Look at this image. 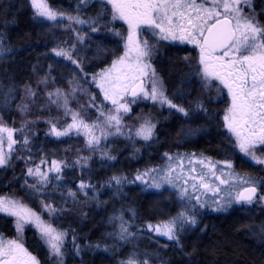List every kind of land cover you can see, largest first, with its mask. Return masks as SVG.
Wrapping results in <instances>:
<instances>
[{
	"label": "snow or ice",
	"instance_id": "1",
	"mask_svg": "<svg viewBox=\"0 0 264 264\" xmlns=\"http://www.w3.org/2000/svg\"><path fill=\"white\" fill-rule=\"evenodd\" d=\"M91 2L92 0H80V4L85 6ZM98 2L102 6L101 14L89 22L81 19L79 15H71L54 8L49 0H30V5L34 9L33 18L41 23L52 22L56 27H60L63 21H68L80 25L88 24L90 32H100L98 24L105 5L110 6L107 10L112 20H122L128 26V35L124 38V54L118 56L110 67L90 77L84 72L80 61L73 56L76 44L65 42L63 46L57 45L52 49L56 57L76 65L81 78L86 82L90 79L95 83L101 90L104 100L110 101L113 107L105 113L103 106L97 105L96 97L90 95V106L97 108L99 116L89 123L82 117L81 112L73 111L69 107V97L75 96L77 88L74 87L71 93H65L60 89L46 92L48 105L63 108L65 116H70L71 120L70 123L65 122L59 127V121L48 120L47 136L59 139L70 136L73 132L77 135L83 134L86 137V145L93 151L102 140L112 135L127 134L129 139L139 137L145 142L152 141L156 125L151 119L138 117L137 119H143V122L134 131L122 123L123 117L131 113L130 104H135L137 99L152 101L184 117H190L195 112L208 113L203 103L198 102L195 109L190 110L169 98L162 79L151 64L156 52L155 44H150L148 38L141 34L143 29L150 31L160 40L191 44L199 49L196 75L204 81L205 86L215 80L227 90L229 104L222 119L232 148L255 165L264 167V23L257 18L252 0H98ZM79 8L78 4L77 10ZM114 34L120 35L119 32ZM75 36L76 41L82 43L88 33L82 35L80 31H75ZM2 43L0 39V55L4 51ZM187 59L185 57V60ZM41 83H47V80ZM26 96L34 99L37 93L29 86L26 88ZM128 96L132 99L124 101ZM20 110L27 112V105H21ZM31 123L28 121L20 128L9 127L0 116V169L11 167L14 157L23 159L26 163L32 162L31 155L26 157L19 155L22 150L31 152L29 147L31 143L29 134H33L29 127ZM17 133L20 134L18 138ZM163 156L165 163L158 168L137 171L131 180L125 176H113L109 182L110 185H116L117 192L121 191L125 183L137 181L144 185L145 189L176 190L175 195L184 202V210L166 221L146 223L143 226L144 230L154 233L157 237H165L179 246L180 234L186 227L196 225L198 208H210L219 212L227 211L233 204H264V191H261L264 188V180L236 172L231 159L216 161L196 153L175 155L164 153ZM103 158L116 159L107 153L103 154ZM87 159L81 157L73 162V166L79 164L84 168L87 166ZM68 166V162L65 161L41 159L34 167H26L23 187L30 190V195L42 194L49 185L63 180L64 170ZM29 177L32 178V183L28 182ZM78 190L87 197L89 190L95 192V186L81 181ZM209 193L212 197L210 201L202 199V196H208ZM67 195L75 197L76 192L68 191ZM40 207L50 216L62 211L46 200L40 202ZM0 214L14 218L17 233H22L25 225H32L37 230L49 257L54 259L55 264H63L67 231L46 222L41 214L19 199L0 197ZM135 215L133 211L132 216ZM110 219L119 221L117 231L109 233L110 236L122 242H131L136 237V232L130 230L132 225L124 220L123 215ZM140 230L138 227L137 231ZM261 232L264 233V228ZM75 239L73 235L74 246ZM75 247L79 254V247ZM95 247L99 248L100 245L97 244ZM104 250L107 251V248ZM0 264H40V261L24 247L19 238L5 239L0 234ZM121 264H148V260L138 261L135 257H130L121 261Z\"/></svg>",
	"mask_w": 264,
	"mask_h": 264
},
{
	"label": "trees",
	"instance_id": "2",
	"mask_svg": "<svg viewBox=\"0 0 264 264\" xmlns=\"http://www.w3.org/2000/svg\"><path fill=\"white\" fill-rule=\"evenodd\" d=\"M49 1L56 6L73 4V0ZM259 3L257 1V10L261 14V21L264 22V4ZM107 9L109 7L105 5L98 24L101 31L97 32L93 39L88 38L85 42L79 43L75 40V33L62 32L68 37H74L73 43L79 47V53L73 55L80 61L89 77L105 69L118 51L111 40V14ZM77 11L91 22L101 14L102 6L98 0H92L87 6L82 4ZM16 22L17 26L13 30L12 25ZM54 38V29L40 25L23 0H0V39L4 50L2 55L12 61L8 70L0 64V78L6 79L0 83V116L4 122L17 128L31 121L29 127L33 134H29L31 141L29 147L41 146L39 150L44 151L46 148L49 154L53 152L54 146L56 155L69 165L67 170H64L65 177L61 183L54 184L55 189L51 188L59 196L64 193L61 200L53 201L54 207L62 211L52 215L55 226L68 233L64 242L63 264H121V261L128 257L143 260L141 255L147 254L153 248H159L162 257L151 264H264V233L261 232L264 228V210L257 211V208L247 207L239 208L227 216L210 215L206 218L202 231L196 230L197 234L188 239L180 238V244L177 246L173 241L156 239L144 230L137 231L138 227H143L148 221L162 218L163 214H167L166 204L157 203L155 197H151L139 184L125 183L121 191L117 192L116 185L109 183L113 176H125L131 180L137 171H143L162 162L164 153H173L179 149L201 151L214 158H230L241 168L253 166L232 148L223 128L221 116L215 114L216 118H213L215 111L213 102L220 97V91L215 90L216 86H205L202 82L196 85L194 79L189 82L190 79H186L189 76L188 70L184 69L179 54L172 53L164 64L170 78L162 79L167 90L176 88L175 92L181 91L186 100V108L190 110L195 109V101L200 96L208 109L207 114L195 112L185 119L175 111L161 112L157 106L143 105L144 108L138 107L140 112L135 111L127 119L129 123L134 124L140 120L138 117L150 113L156 125L152 141L145 142L139 137L129 139L127 134L112 135L93 151L86 145L85 137L71 135L59 141L58 146L55 142L58 140L54 138L48 140L44 137L49 131L48 120L59 121V124L63 120L59 118L60 112L53 115L58 110L48 105L46 92H54L60 87L70 90L82 87L94 93L95 86L90 79L86 82L81 78V74L77 79H75L77 76L67 79L68 77L60 75L56 65L47 56V49L54 43ZM81 46L90 48L80 49ZM45 79L47 83H41ZM70 81L74 83H69ZM29 86L37 93L34 99L26 96V88ZM21 105H27L28 111L22 112ZM190 121L194 123V127L201 130L197 137H185V127ZM24 152L32 157L36 156L33 150L30 153ZM104 153L116 159L106 160L103 158ZM81 157L88 158L87 166L84 168L79 164L73 166V162ZM15 161L0 180L2 192L8 188L12 189L9 183L13 185V180L16 182L17 171L26 165L24 161ZM7 181L9 183L5 186ZM81 181L94 185L95 192L89 190L85 197L78 190ZM14 185V189H18L16 183ZM68 191L76 192V196L69 197ZM30 204L34 207L32 203ZM133 211L135 217L132 216ZM120 215L132 225L131 231L136 232V235L156 239L157 245L151 246L134 239L131 242H122L110 236L109 233H115L119 224L118 220L113 221L110 218ZM8 218L0 215V219H4L12 226V221ZM1 230L5 231L2 223ZM13 232L12 227L7 233ZM73 235L76 237L75 246L80 249L79 254L73 244ZM23 237L29 249L38 257L40 264H55L33 229L25 230ZM97 244L100 245L99 248L95 247Z\"/></svg>",
	"mask_w": 264,
	"mask_h": 264
},
{
	"label": "rangeland",
	"instance_id": "3",
	"mask_svg": "<svg viewBox=\"0 0 264 264\" xmlns=\"http://www.w3.org/2000/svg\"><path fill=\"white\" fill-rule=\"evenodd\" d=\"M23 1H24L25 6L27 7V9L30 10L33 13L34 12V9L30 5V0H23ZM256 2H257V0H252V6H253L254 9H255V3ZM50 4L52 5L51 2H50ZM78 4L80 5V0H73V4L72 5H63V6L52 5V6L54 8H56V9H58V10L65 11L68 14H71V15H79L81 19L87 20V19L83 18V15L82 14H79L78 11L76 10ZM247 10L248 9H245V11H247ZM255 12L257 14V10L256 9H255ZM257 18L261 21V17L260 16L257 15ZM38 23L40 25H44L46 27L47 26H50V27H52L54 29V35H55L54 43L52 45L50 44V46L48 47V49H47L48 55L47 56L56 65L55 67H56V69L59 70L60 75L62 77H65V78L68 77L67 79L74 78V77L77 76L75 78V79H77L80 76V73L76 69V65H73L70 61L64 60L61 57H56L55 54L52 52V49L54 47H56L57 45H62L63 46L65 44V42H67V43H73L74 42V37L76 38V36H74V37H68L67 35H64V33H62V32H67L68 33V31H70L72 33H75V31H82L84 33H88V36L85 37V39L83 40V42H85V40L88 39V37H90V39H93V36H95L97 34V32L96 33L90 32L89 31L88 24L80 25V24H75V23H71V22H68V21H63L61 23L60 27H56V26H53L52 25V22H48V21H45L44 23H41V22L38 21ZM261 23H264V22L261 21ZM12 26H13V30H14L15 26H17V22L14 23ZM55 30H56L57 33H55ZM73 30H75V31H73ZM110 31H111V33L113 32L112 29ZM123 31L125 32L123 34V36L125 38L128 35V26H125V28H123ZM118 32L120 33V35L122 34V31L121 30H119ZM146 32H148V33L151 34L150 31H144L143 29L141 30V34L143 36H145V37L148 38L150 44H155L154 40H160L158 37H155L152 34H151L150 37H148L145 34ZM114 36L116 37L115 34H114ZM9 38L12 39V37H9ZM160 41H161V44L162 45H168L169 42H172V41H163V40H160ZM173 43H176L177 44L179 42H173ZM124 44H125V40H124ZM179 44H181V43H179ZM88 48H90V47H86V46H81L80 47V49H85V50L88 49ZM194 49H196V51L195 52H191L192 55H195V57H194L195 63L192 66V69L193 70H195L198 67L197 61H198V56H199V49L196 48V47ZM124 51H125L124 48L123 49L121 48V50H118L117 53H116V56H114L110 60V63L108 64L107 67H105V69L108 68V67H110L111 64L113 63V61L118 56H122L124 54ZM76 52L79 53V47H77V46H76ZM158 52H159V49L156 48V52H155V54L153 56V59L151 61V64H152V67L156 70L157 75L159 76L158 69H157V67H156V65L154 63V59H155L156 54ZM74 58L76 59L75 56H74ZM14 60H13V62H14ZM11 62H12L11 60L6 59V56L0 55V64H1V66L3 68H5V69L8 70V67H9V65H10ZM164 64L165 63L161 62V63H159L158 66L163 71L166 79H170L169 78V73L167 71H165V69H164ZM196 78H198V75H196L195 71L187 77V79H190L189 82H191V79H194L195 82L194 81L193 82L196 85L199 84V82L204 83V81L201 80L200 77H199L200 79H196ZM5 80L6 79L0 78V83L3 82V81H5ZM145 80H146V85H147V78ZM182 82H184V81L182 80ZM91 83L95 86L94 93L88 91L87 89L85 90V88H82L80 86L81 88L80 89L77 88L78 90H77L75 96L74 97L73 96H70L69 97V100H70L69 107L73 111L81 112L82 117L86 121H88L89 123L95 121L96 118L99 116V112L97 111V108L90 106V100H89L90 95L96 97V103H97V105H102L105 113H107L113 107L111 105V102L110 101L104 100L103 94H102L101 90L98 87H96L95 83H93L92 81H91ZM75 84H78V83L75 82ZM163 84H164V87H165L166 94L169 96V98H172L174 103L181 104L183 107L186 108V100L182 96L181 91L178 90V91L175 92L176 88H173V90L172 89H168L169 91H174V92L170 93L167 90L165 83H163ZM207 85L208 86L213 85V86L223 87L222 85L219 84L218 81H215V80L210 81ZM57 89H60L61 91L65 92V93H69V91L71 93V91H72L69 88L68 89H64L62 87L57 88ZM215 90H217L216 87H215ZM219 91H221V90L219 89ZM78 93H80V94L78 95ZM0 96H1V89H0ZM130 100L131 99L129 97H125L124 98V101H130ZM124 101H122V102H124ZM198 102L203 103L201 101V97L200 96L195 101L194 108L196 107V104ZM143 105H144V107H146V106H152V105L153 106H157L158 109H160L161 112H163V111L170 112L169 109H167V107H163L162 108L158 104H154L152 101L137 99V102L135 104H130L131 113H129L128 115H125L123 117L122 123H123V125L126 128H130V129H132L134 131L143 122V119H140V120H138L137 123L131 124V123L128 122V119H127V117L131 116L135 111L137 113L140 112L138 107L141 106L142 108H144ZM52 108H56L58 110V112L54 113L53 115H57V114H59V112L61 113V115L59 116V118H63V120H61L62 121L61 124H64L65 122H67V123H70L71 122L70 116H68V117L65 116L64 109L63 108H58L56 105H52ZM172 111H174V110H172ZM177 114L180 117L186 119V117H184L182 114H180V113H177ZM215 114L216 113L214 111L213 118H216L215 117ZM224 114L225 113H223L221 115L216 114L218 116H221L222 125L224 124L223 119H222ZM212 115H213V113H212ZM141 118L151 119L152 123L155 124L154 120L151 118V114L150 113H148V115L147 114L146 115H143ZM6 124L9 127H13V126H11L8 123H6ZM61 124H58V127ZM193 124L194 123H192L190 121V123L185 127L186 128V131H185L186 132V135H185V137L194 138V137H197L200 134L201 130L198 127H194ZM14 128H17V127H14ZM223 128H224V126H223ZM224 130L226 131L225 128H224ZM19 135H20L19 133L16 134L17 138L19 137ZM71 135H73V136H80L82 138L85 137L83 134L77 135L74 132ZM226 136L227 137L229 136V134L227 133V131H226ZM44 137L47 138L48 140H51V138H54V137L47 136V135H45ZM110 137L111 136H108V138H110ZM63 138H65V137H61L59 139L54 138V140H58V141H55L58 146H59V144H58L59 141H61ZM85 139H86V137H85ZM29 140H30V138H29ZM105 141L106 140H102L100 144H102ZM39 147H41V146H35V147H32L31 146V150H33L34 151V155H36V156H33L32 157L33 158V162L26 163V165L24 164V166L17 171L18 174L16 173V176H15L16 182H15V180H13V185H11V183H9L8 181H7L6 184H4L6 186L9 183L10 184V188H12V189H9L8 188V189H6L5 192L4 191L3 192L0 191V197H9V198L21 200L25 205H27L28 207L32 208L38 214H41L42 215V219H44L46 222L51 223L54 227H56L55 224H54V220H53L52 216H50L46 212H43V210L41 209L40 202L42 200H46V201L51 202L53 204V201L54 200H56V201L61 200L63 198V196H64V193H63V195H60L59 196V195L56 194L57 192L52 191V189H55L54 188V184H60L61 181L60 182H54L52 185H49L48 188L42 194H36V195H30L29 194L30 193V190L27 189V188H25V187H23L26 167H34L36 164H39L40 163L41 159H48L49 161H51V160L63 161V159L60 156L56 155L57 154V151H56V148L54 146L52 148L53 149V152H50L49 154H47L46 148H45L44 151H42V150L40 151L39 150L40 149ZM25 153L26 152H24L22 150V151L19 152V155L20 156H23V157L28 156V153H26V154ZM177 153H180V154H184V153L203 154L204 156L209 157V158H211L213 160H216V161H224L226 159H230V158H226V157H224V158H214V157H212V156H210V155H208V154H206L204 152H201V151L186 150V149H179L177 151H174L173 153H168V154L169 155H175ZM237 153L238 154H241V153H239L238 150H237ZM241 155L243 156V154H241ZM14 160L19 161V162H22V161L25 162V160H23V159H16L15 157L13 158V161ZM231 160L233 162V167H234V169H235L236 172H238V173H240L242 175L243 174H248V175H251V176H255V177L260 178L261 180H263L262 177H259L257 175V165H255L253 162L250 161V163H252L253 166L251 165L249 168H247V167L246 168H241V167L237 166L236 162L233 159H231ZM245 160L249 161L247 158H245ZM164 163H165V160L163 159L162 162H159L158 164H156L154 166H150L149 168H152V167H157L158 168V167L162 166ZM12 164H13V162H12ZM11 167H7V168L0 169V180L5 176L6 171L9 170ZM43 167H46V166H43ZM65 170H67V168ZM63 177H65V176L63 175ZM133 177H135V175ZM28 182L29 183H32L33 182V180H32L31 177L28 178ZM15 183L18 186V187H16L18 189H14L15 188V185H14ZM132 184H134V183H132ZM135 184H139V185H141L145 189L144 185L140 184L139 181L135 182ZM0 185H1V183H0ZM145 190L149 193V195L151 197H155L157 203L166 204L167 207H168L167 214H163L162 215L163 216L162 218L155 219V220L152 219V220L148 221L147 223H153V224H155V223H159V222H162V221H166L169 218H171L173 216H176L178 212L184 210V206H183V203L184 202H182L179 199V197L177 195H175V192H176L175 189L168 188V190H164V189L155 190V189H150L149 188V189H145ZM261 191H264V188H262ZM202 199H208L210 201L212 199L211 194L209 193L208 196H202ZM30 203H32L34 205V207ZM247 207L257 208V211L264 210V204H259V203H253L252 205L233 204L232 207H230L227 211H219V212L218 211H213L210 208H198V211L196 213V219H197L196 225L195 226L186 227L185 231L180 234V238L183 239V240L184 239H188V238L196 235L197 234V231H199V230L202 231V229L204 228V225L206 223V218L207 217H210V215H213V216H227L231 212H234L236 210H239V208H247ZM0 215H3V214H0ZM8 219L12 221L11 222L12 226L10 225L9 222L5 221L4 219H0V223H2V225L5 228V231L3 232V230H1L0 231V234H2L5 239H17V238H19L20 242L24 245V247L30 253H32L34 256H36L35 253H33L29 249L28 245L26 244V240L24 239L23 234H24L25 230H27V229H33V231L35 232V235H38L37 234V230L32 225H25L23 232L22 233H17L16 228H15V225H14V218L9 217ZM12 227L14 229V232L12 234H8L7 232L9 230H12ZM140 228H141V230H144L143 227H140ZM58 229H60V228H58ZM144 231L146 233L148 232L146 230H144ZM148 233H150V232H148ZM150 234L153 235L156 239L158 238V239H162L164 241H168L165 237H157L154 233H150ZM156 239H154L152 237H146L144 235H136V237L134 238V241L146 242V243H148V245H151V246L154 245L155 246V245H157ZM161 257H162V251L159 250V248H153L147 254H142L141 255V258L148 260V264H151V262H156ZM37 259H38V257H37ZM127 259H129V257ZM127 259H123V260L125 261ZM137 260L139 261V259H137Z\"/></svg>",
	"mask_w": 264,
	"mask_h": 264
},
{
	"label": "flooded vegetation",
	"instance_id": "4",
	"mask_svg": "<svg viewBox=\"0 0 264 264\" xmlns=\"http://www.w3.org/2000/svg\"><path fill=\"white\" fill-rule=\"evenodd\" d=\"M257 1L260 2L259 4H261V3L264 4L263 0H257ZM108 7H110V6H108ZM255 9L257 10V2L255 3ZM257 15L258 16L261 15L259 13V11L257 12ZM110 19H111V16H110ZM110 23H111L110 29H112V31H113L111 40L113 42V45H115L114 48L121 50V48L122 49L124 48V36H123V34L125 32L123 31V28H125V26H127V24L124 21L119 20V19H117V20L111 19ZM119 30L122 31V34L120 36L116 35V37H115L114 33L118 32ZM145 34L148 37L151 36V34L148 32H146ZM154 42H155V47L159 49V52L156 54V57L154 59V63L158 69L159 77L161 79H166V77H165L163 71L158 66L159 63H161V62L167 63V61L170 59V55L172 53H175V52L179 54V57L183 63L184 69L188 70L189 75L195 71L192 69V66L194 65V64H192V62H195V60L192 61V59H194L195 55L191 54V52L196 51V49H194L195 46H193L191 44H179V43L176 44L173 42H169L170 45L169 44L168 45H162L160 40H154ZM185 57H187L188 59L185 60ZM189 63H191V65ZM178 79H181V78H178ZM196 79H200L199 76ZM216 89L221 90L220 91V97L217 100H215L213 102V104H215V113L218 115H221V114L225 113V110L228 107L229 98L227 96V90L226 89H224L223 87H219V86H216ZM257 175L259 177H262L264 180V167L257 165Z\"/></svg>",
	"mask_w": 264,
	"mask_h": 264
},
{
	"label": "water",
	"instance_id": "5",
	"mask_svg": "<svg viewBox=\"0 0 264 264\" xmlns=\"http://www.w3.org/2000/svg\"><path fill=\"white\" fill-rule=\"evenodd\" d=\"M145 84H146V80H145ZM130 99H132L130 96H128Z\"/></svg>",
	"mask_w": 264,
	"mask_h": 264
}]
</instances>
